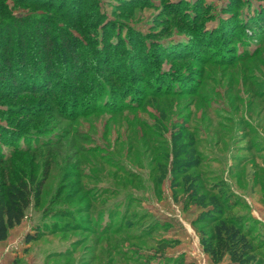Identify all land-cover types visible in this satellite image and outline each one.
Returning a JSON list of instances; mask_svg holds the SVG:
<instances>
[{
    "label": "rangeland",
    "instance_id": "rangeland-1",
    "mask_svg": "<svg viewBox=\"0 0 264 264\" xmlns=\"http://www.w3.org/2000/svg\"><path fill=\"white\" fill-rule=\"evenodd\" d=\"M0 155L44 178L0 264H214L203 211L264 236V184L230 176L264 182V0H0Z\"/></svg>",
    "mask_w": 264,
    "mask_h": 264
},
{
    "label": "trees",
    "instance_id": "trees-1",
    "mask_svg": "<svg viewBox=\"0 0 264 264\" xmlns=\"http://www.w3.org/2000/svg\"><path fill=\"white\" fill-rule=\"evenodd\" d=\"M43 45L47 46V44L44 43ZM67 50L68 49H65L64 51ZM48 53L49 47L46 48V54L42 60L44 69H46V71L43 72L44 77L48 74L47 68L49 67L47 62H50V55H48ZM65 54L67 57L73 58V64L79 65L80 67L81 61L78 60L79 55H75L71 50ZM4 66L7 67L6 64ZM17 67L22 69L23 64H17ZM71 70L70 77L74 78V81L76 82H81L83 80V77H79L81 73L76 74L73 69ZM85 78L88 77L86 76ZM10 81L11 83L14 82L13 79ZM73 85L71 82L66 83L65 88L71 90L75 89L76 87ZM46 89L48 88L46 87ZM240 156H238L235 161H239V158L241 159ZM1 157L5 158L6 155H0V160L2 159ZM196 163V161L185 159V168H181L183 171L181 175L184 176V174L186 175L190 170H194L197 166ZM231 167L233 168V165H231ZM251 168L252 169L243 172V170L238 169V165H235L234 169L230 171V176L233 180L235 178L238 186L243 183H248L249 179L251 182H255V179L259 177L257 178V182L260 183L261 189V184H264V182L260 179L262 177L259 176L262 174L261 171L258 170L260 167L255 166L254 168L253 165H251ZM249 173L251 175L250 177H248ZM43 180V177L36 181L32 178L27 180L24 176H18L12 181L0 180V242H3L8 238L10 230L21 225L25 216V211L30 204L32 202L35 204L38 203L41 196ZM188 184L190 186L191 180L185 176V186ZM189 186L185 187V190L188 191L189 189H192L191 191L193 192V188H190ZM194 203L202 205L203 200H200V197H198ZM245 207L249 210V205L247 203L245 204ZM216 212V210L215 212L203 211L199 214V218L197 219L199 224L204 222L203 227L199 229V243L202 247V251L209 256L211 261L214 264H219L227 255L233 264H264L263 258L256 256L257 252L264 251V236L259 231H255V228L251 227V221L245 223L244 220L238 218H222L218 215L219 213ZM250 218L253 222L255 221L254 223H260L256 217L251 215ZM261 224L264 225L262 221ZM160 227L162 228L164 226L162 225ZM206 227L210 229L208 232L205 230ZM30 238L28 237V240ZM32 238H35V236H32Z\"/></svg>",
    "mask_w": 264,
    "mask_h": 264
},
{
    "label": "crops",
    "instance_id": "crops-1",
    "mask_svg": "<svg viewBox=\"0 0 264 264\" xmlns=\"http://www.w3.org/2000/svg\"><path fill=\"white\" fill-rule=\"evenodd\" d=\"M257 218H259V217H257ZM260 220H261V219H260ZM261 221L264 223V221H263V220H261ZM182 252H183V251H182ZM182 252H181V253H182Z\"/></svg>",
    "mask_w": 264,
    "mask_h": 264
}]
</instances>
